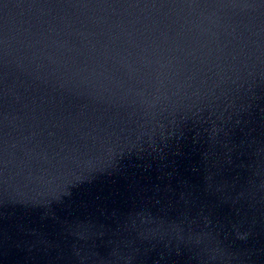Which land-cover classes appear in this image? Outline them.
I'll return each instance as SVG.
<instances>
[{
  "label": "water",
  "instance_id": "water-1",
  "mask_svg": "<svg viewBox=\"0 0 264 264\" xmlns=\"http://www.w3.org/2000/svg\"><path fill=\"white\" fill-rule=\"evenodd\" d=\"M0 264H264L42 0H0Z\"/></svg>",
  "mask_w": 264,
  "mask_h": 264
}]
</instances>
